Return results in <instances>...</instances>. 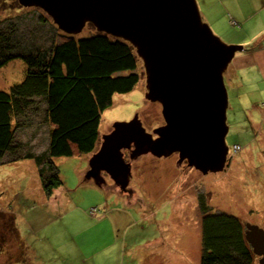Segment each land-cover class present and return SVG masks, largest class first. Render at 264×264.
<instances>
[{
    "label": "rangeland",
    "instance_id": "obj_1",
    "mask_svg": "<svg viewBox=\"0 0 264 264\" xmlns=\"http://www.w3.org/2000/svg\"><path fill=\"white\" fill-rule=\"evenodd\" d=\"M196 2L202 21L226 44L238 45L253 34L248 23L243 26L237 19L230 26V15L223 17L222 26L214 22L206 6L210 3L208 10L212 7L222 15L215 0ZM2 22L14 26L15 37L29 48L49 45L56 31L40 8L23 7L17 0H0ZM88 31L85 26L76 35ZM138 70L140 79L132 90L115 93L111 106L101 113L100 137L115 122L136 114L147 131L164 123L160 104L145 98L141 60ZM225 71L228 154L221 171L203 174L186 161L178 164L176 153H146L132 161L123 150L132 164L126 187L130 191L125 193L110 177L98 185L101 188L85 177L89 155L59 156L53 162L62 184H51L47 192L33 159L4 156L0 264H200L201 207L208 214L226 213L264 230V123L260 118L243 119L245 93L234 95ZM25 74L21 56L8 60L0 65V89L20 83ZM18 134L35 151L47 147L48 124L42 114L34 115V124Z\"/></svg>",
    "mask_w": 264,
    "mask_h": 264
},
{
    "label": "water",
    "instance_id": "obj_2",
    "mask_svg": "<svg viewBox=\"0 0 264 264\" xmlns=\"http://www.w3.org/2000/svg\"><path fill=\"white\" fill-rule=\"evenodd\" d=\"M45 12L61 31L86 24L129 42L142 62L145 98L158 102L164 123L147 131L137 114L115 122L88 160L86 178L105 172L126 190L130 159L178 155L203 174L225 167L227 89L223 73L241 45L226 44L202 21L196 0H17ZM128 191V190H127ZM245 239L264 264V230L245 223Z\"/></svg>",
    "mask_w": 264,
    "mask_h": 264
},
{
    "label": "trees",
    "instance_id": "obj_3",
    "mask_svg": "<svg viewBox=\"0 0 264 264\" xmlns=\"http://www.w3.org/2000/svg\"><path fill=\"white\" fill-rule=\"evenodd\" d=\"M85 26L86 36L54 26L49 45L29 48L15 37L14 26L0 23V65L17 56L26 65L20 83L0 89V160L33 159L47 192L51 184H62L53 158L83 154L90 158L101 142V113L111 106L115 93L132 90L140 79V59L129 42ZM37 114L48 124L47 147L42 151L29 148L18 134L34 124ZM200 211V264L259 263L241 221L226 213L208 214L202 207Z\"/></svg>",
    "mask_w": 264,
    "mask_h": 264
},
{
    "label": "crops",
    "instance_id": "obj_4",
    "mask_svg": "<svg viewBox=\"0 0 264 264\" xmlns=\"http://www.w3.org/2000/svg\"><path fill=\"white\" fill-rule=\"evenodd\" d=\"M215 1L223 14L217 13L212 7L209 11V2L206 11L214 16V22L218 25L222 26L221 23L226 21L223 17L230 15L227 19L230 26H235L230 24L232 21H239L243 26L248 23L253 29V34L244 38L245 42L237 43L242 49L235 52L225 74L227 72L229 86L235 96L240 97L245 93L243 119L252 121L260 118L261 123H264V0Z\"/></svg>",
    "mask_w": 264,
    "mask_h": 264
},
{
    "label": "flooded vegetation",
    "instance_id": "obj_5",
    "mask_svg": "<svg viewBox=\"0 0 264 264\" xmlns=\"http://www.w3.org/2000/svg\"><path fill=\"white\" fill-rule=\"evenodd\" d=\"M177 154V153H176ZM123 155H124V153H123ZM127 157L125 156V159H126ZM127 160V159H126ZM132 160V159H131ZM133 161V160H132ZM132 165V164H131ZM87 170H88V168H87ZM86 177V176H85ZM102 177H103V179H104V181H102V182H99L100 184L99 185H103L104 183H107V181H106V179H109V175L108 174H105V173H102ZM90 179L91 180H93L94 182H95V179L93 178V177H90ZM113 182V181H112ZM95 183H97V182H95ZM98 185V184H97ZM124 191H126V192H129L130 190H124ZM123 191V192H124Z\"/></svg>",
    "mask_w": 264,
    "mask_h": 264
},
{
    "label": "built area",
    "instance_id": "obj_6",
    "mask_svg": "<svg viewBox=\"0 0 264 264\" xmlns=\"http://www.w3.org/2000/svg\"><path fill=\"white\" fill-rule=\"evenodd\" d=\"M232 23H235L234 21H232ZM233 149L237 150L238 149V145H233Z\"/></svg>",
    "mask_w": 264,
    "mask_h": 264
},
{
    "label": "clouds",
    "instance_id": "obj_7",
    "mask_svg": "<svg viewBox=\"0 0 264 264\" xmlns=\"http://www.w3.org/2000/svg\"><path fill=\"white\" fill-rule=\"evenodd\" d=\"M95 185L98 186L96 183H95ZM98 187H99V186H98ZM123 191H124V190H123ZM124 192H125V191H124ZM125 193H127V192H125Z\"/></svg>",
    "mask_w": 264,
    "mask_h": 264
}]
</instances>
